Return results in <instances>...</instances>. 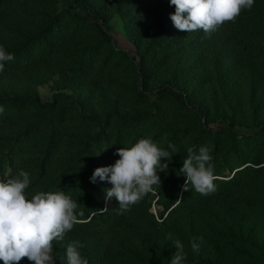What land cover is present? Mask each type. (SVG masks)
I'll return each mask as SVG.
<instances>
[{
    "label": "rangeland",
    "instance_id": "1",
    "mask_svg": "<svg viewBox=\"0 0 264 264\" xmlns=\"http://www.w3.org/2000/svg\"><path fill=\"white\" fill-rule=\"evenodd\" d=\"M93 1L117 47L70 4L0 0V45L14 56L0 72V178L24 170L29 198L61 190L78 203L80 223L52 242L55 264H66L72 241L88 264H169L175 240L184 264H264V132L253 130L264 125V0L208 34L177 30L168 0ZM122 49L143 60L146 92L174 84L205 118L171 98L140 99ZM232 123L238 137L224 132ZM148 137L177 153L159 187L120 214L115 197L105 199L111 184L89 177ZM202 145L211 147L216 191L182 192L186 149Z\"/></svg>",
    "mask_w": 264,
    "mask_h": 264
},
{
    "label": "clouds",
    "instance_id": "2",
    "mask_svg": "<svg viewBox=\"0 0 264 264\" xmlns=\"http://www.w3.org/2000/svg\"><path fill=\"white\" fill-rule=\"evenodd\" d=\"M255 0H168L174 6L169 19L177 30L205 34L214 32L225 22L234 21L241 10H250ZM14 56L0 45V72L5 63ZM4 111L0 106V113ZM182 160L178 173L185 177L184 191L191 189L201 195L216 191L211 147L190 146ZM177 153L174 144L167 149L158 146L150 137L139 138L131 147L116 150L119 156L110 166L97 167L89 181L93 184H111L105 189V199L115 197L120 214L130 211L146 194L160 185L159 172H165L173 154ZM163 160V162H162ZM30 185V175L20 170L18 175L0 178V261L2 264H19L27 258L32 264H55L53 240H62L64 234L80 223L78 203L64 191H39L30 198L25 189ZM175 203H180L177 200ZM194 253L200 244L190 242ZM79 241L69 242L65 249L66 264H88L79 249ZM176 251L170 254L169 264H184L187 254L179 240L174 241Z\"/></svg>",
    "mask_w": 264,
    "mask_h": 264
},
{
    "label": "trees",
    "instance_id": "3",
    "mask_svg": "<svg viewBox=\"0 0 264 264\" xmlns=\"http://www.w3.org/2000/svg\"><path fill=\"white\" fill-rule=\"evenodd\" d=\"M54 2L57 4L65 3L72 5L74 9L80 13V15L85 17L86 21L89 22L94 31H96L104 41L112 44L114 47H117V41L113 37L112 29L109 26L106 15L93 0H54ZM119 51L122 55L135 63V68L138 74V97L140 99L144 101H151L152 99L163 100L171 98L181 108L193 111L200 119L205 118V113L201 107L174 84L164 85L154 92H146L142 87L145 80L143 60L137 54L128 50L122 49ZM205 128L209 132H213L212 129L208 128L207 124H205ZM253 130L254 133L264 132V125L256 126ZM224 132L234 137H238L241 134L237 130L234 123L229 124L224 129ZM157 229L159 230L158 226Z\"/></svg>",
    "mask_w": 264,
    "mask_h": 264
},
{
    "label": "water",
    "instance_id": "4",
    "mask_svg": "<svg viewBox=\"0 0 264 264\" xmlns=\"http://www.w3.org/2000/svg\"><path fill=\"white\" fill-rule=\"evenodd\" d=\"M182 192H183V189H182Z\"/></svg>",
    "mask_w": 264,
    "mask_h": 264
}]
</instances>
